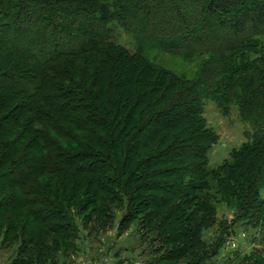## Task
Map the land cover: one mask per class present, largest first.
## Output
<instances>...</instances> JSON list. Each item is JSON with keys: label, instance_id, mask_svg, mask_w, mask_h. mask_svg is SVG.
<instances>
[{"label": "trees", "instance_id": "trees-1", "mask_svg": "<svg viewBox=\"0 0 264 264\" xmlns=\"http://www.w3.org/2000/svg\"><path fill=\"white\" fill-rule=\"evenodd\" d=\"M155 50L199 64L196 77ZM208 101L250 128L216 169ZM263 191L264 0H0V229L13 239L23 224V256L45 249L19 264L57 262L77 216L124 207L123 231L155 233L148 264H208L225 239L205 232L229 234L221 206L259 232L241 264H264Z\"/></svg>", "mask_w": 264, "mask_h": 264}, {"label": "rangeland", "instance_id": "rangeland-1", "mask_svg": "<svg viewBox=\"0 0 264 264\" xmlns=\"http://www.w3.org/2000/svg\"><path fill=\"white\" fill-rule=\"evenodd\" d=\"M117 41L126 47H135L132 38L125 33L119 32ZM151 55L155 63L180 78L193 79L200 67L199 64H189L180 57L160 50L153 51ZM205 118L208 127L218 136V142L212 148L209 156V167L216 169L225 162L232 161L233 152L241 149L247 141V133H250V128L241 121L236 109L233 108L229 115H225L212 101L206 103ZM262 196L264 201V191ZM126 210V207L117 208L114 213L107 216L108 218L93 217L89 213L77 216L79 241L75 242V247L70 248L67 254L58 255L57 262H53L47 256V264H148L155 260L154 258L159 257V254H149L158 246L153 239L155 233L148 232L143 221L135 222L130 225L129 229L123 231L121 223L122 219L127 216ZM218 213L219 222L227 224L229 234L222 235L220 223L205 232L204 239L209 244L214 243L220 235L225 239L218 256L208 264H241L246 257L256 256L262 252L258 230L234 225L235 212L230 208L221 206ZM13 219L15 221V218ZM12 223L17 225L13 239L9 238L5 226L0 229V264H19L22 263V260L41 261L42 258L39 259L38 255L45 250L42 249L44 248L42 246L38 250L35 247L36 255L34 253L25 256L21 254V251L25 250L26 244V240H24L26 238L21 236L23 224H19L18 221ZM53 249L54 247L51 248V250ZM255 258L249 264H255ZM184 261H188V259L184 258L177 263L180 264Z\"/></svg>", "mask_w": 264, "mask_h": 264}]
</instances>
